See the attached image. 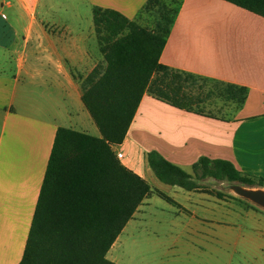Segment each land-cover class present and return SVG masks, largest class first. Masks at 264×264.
<instances>
[{"label":"crops","instance_id":"obj_1","mask_svg":"<svg viewBox=\"0 0 264 264\" xmlns=\"http://www.w3.org/2000/svg\"><path fill=\"white\" fill-rule=\"evenodd\" d=\"M146 1L0 0V264L22 258L57 129L97 130L90 136L100 137L81 99L82 79L102 62L92 8L152 29L156 17L142 12ZM159 61L246 87L248 95L225 120L142 96L124 140L111 150L150 192L106 259L120 264V251L142 243L161 247L173 257L169 264H178L180 253L188 261L223 254L219 261L233 264L234 251L242 264H264L263 209L212 179L196 191L166 185L146 160L154 151L187 173L200 157L226 160L264 180V18L222 0H182Z\"/></svg>","mask_w":264,"mask_h":264},{"label":"trees","instance_id":"obj_2","mask_svg":"<svg viewBox=\"0 0 264 264\" xmlns=\"http://www.w3.org/2000/svg\"><path fill=\"white\" fill-rule=\"evenodd\" d=\"M147 0L152 29L121 13L92 8L102 62L82 79V103L100 133L93 137L58 128L22 258L18 264H115L106 253L150 192L149 184L121 165L111 146L121 144L144 94L177 109L225 120L206 109L216 102L241 109L243 86L178 71L160 63L182 0ZM173 1V2H174ZM264 18V0H222ZM156 179L185 191L212 179L247 188L264 180L245 175L226 160L200 157L187 173L157 152L146 155ZM165 200L170 198L159 193ZM217 198L223 194L216 191Z\"/></svg>","mask_w":264,"mask_h":264},{"label":"rangeland","instance_id":"obj_3","mask_svg":"<svg viewBox=\"0 0 264 264\" xmlns=\"http://www.w3.org/2000/svg\"><path fill=\"white\" fill-rule=\"evenodd\" d=\"M169 3V5H171L172 7L174 6L175 1L174 0H167ZM174 1V2H173ZM92 15V14H91ZM153 15H155L153 13ZM146 17H151L152 16H146ZM156 17V16H155ZM151 18H147L148 20H151V25H152V19ZM150 22L147 24L150 26ZM234 106L231 104H222L219 102H216L214 104H211L210 106H207L206 109L214 112V114L218 115V116H224V117H231L234 114ZM90 135L95 134L97 135V130L96 132H92L89 131ZM217 187H219L222 190H227L229 191V187L230 184L227 183H223L222 186H220V183L216 184ZM254 189H258V188H254ZM262 189V188H259ZM264 190V189H263ZM231 191V190H230ZM234 195L235 198H240L238 196H236L234 193H231ZM242 199V198H241ZM243 201H247V200H243ZM247 203H249L250 205H253L252 203H250L249 201H247ZM125 252L122 253L121 251L119 252V257H120V264H169L171 261H173V257L167 254H162V248L161 247H157V246H147V245H143L142 243H140V245L135 246V247H128L127 249L125 248ZM184 253H180L177 257H179L181 260L178 264H224L223 262H220L219 260L223 257V254L220 255V259L218 257V255L215 256V258H207V259H203L201 256L199 255H191L189 261L187 259H184ZM192 254V253H190ZM194 257V258H193ZM149 261V262H148ZM220 262V263H219ZM242 262V258L241 256L234 251L233 254V264H242L240 263ZM248 264H253L250 259H249V263Z\"/></svg>","mask_w":264,"mask_h":264},{"label":"water","instance_id":"obj_4","mask_svg":"<svg viewBox=\"0 0 264 264\" xmlns=\"http://www.w3.org/2000/svg\"><path fill=\"white\" fill-rule=\"evenodd\" d=\"M229 189L236 196L245 199L252 203L253 205L264 210V190L263 189H254L243 187L238 184L230 185Z\"/></svg>","mask_w":264,"mask_h":264},{"label":"built area","instance_id":"obj_5","mask_svg":"<svg viewBox=\"0 0 264 264\" xmlns=\"http://www.w3.org/2000/svg\"><path fill=\"white\" fill-rule=\"evenodd\" d=\"M117 156H119V154H117Z\"/></svg>","mask_w":264,"mask_h":264}]
</instances>
